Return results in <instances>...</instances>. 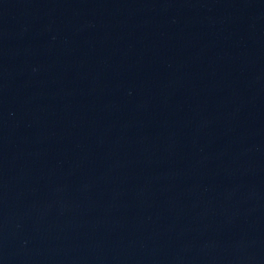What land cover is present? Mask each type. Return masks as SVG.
Returning a JSON list of instances; mask_svg holds the SVG:
<instances>
[{"label": "water", "instance_id": "95a60500", "mask_svg": "<svg viewBox=\"0 0 264 264\" xmlns=\"http://www.w3.org/2000/svg\"><path fill=\"white\" fill-rule=\"evenodd\" d=\"M0 264H264V0H0Z\"/></svg>", "mask_w": 264, "mask_h": 264}]
</instances>
